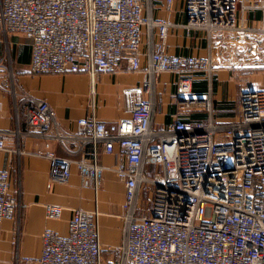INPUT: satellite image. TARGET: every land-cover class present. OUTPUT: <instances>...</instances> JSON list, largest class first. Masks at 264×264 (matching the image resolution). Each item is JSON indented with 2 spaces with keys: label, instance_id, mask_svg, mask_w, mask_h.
I'll return each mask as SVG.
<instances>
[{
  "label": "built area",
  "instance_id": "obj_1",
  "mask_svg": "<svg viewBox=\"0 0 264 264\" xmlns=\"http://www.w3.org/2000/svg\"><path fill=\"white\" fill-rule=\"evenodd\" d=\"M163 1L171 13L175 0ZM142 2L0 0V30L30 43V74H85L93 95L101 75L120 69L143 74L138 86L122 90L128 117L107 123L92 114L77 121L74 133L57 124L46 101L21 93L30 106L25 131L15 133L19 143L44 139L50 180L68 182L75 167L81 185L96 196L105 172L100 154L116 157L113 171L125 186V241L115 248L121 264H264V86L241 91L236 119L223 124L214 118L211 84L221 68L264 72V20L250 26L238 0H184V28L205 35L207 54L183 56L167 51L170 18L145 16ZM164 72L176 77V114L167 128L156 130V84ZM200 73L210 81L201 97L193 92ZM12 94L17 96L15 89ZM52 140L69 153L67 143L80 140V157H58ZM5 150L0 138V151ZM150 166L154 172L148 175ZM11 180L10 171L0 169V226L15 217L20 203L11 195ZM147 193L149 205L141 203ZM44 210L48 220L64 212L55 204ZM100 215L97 206L73 210L68 234L46 229L41 256L24 261L113 264L105 260L109 250L100 240Z\"/></svg>",
  "mask_w": 264,
  "mask_h": 264
},
{
  "label": "crops",
  "instance_id": "obj_2",
  "mask_svg": "<svg viewBox=\"0 0 264 264\" xmlns=\"http://www.w3.org/2000/svg\"><path fill=\"white\" fill-rule=\"evenodd\" d=\"M263 0H238L241 17L252 27H258L264 20L261 4ZM144 15L154 19L170 18L173 26L169 29L166 41L170 54L183 56H205L207 42L200 31L184 28L187 17L184 0H175L173 11L168 13L163 0H143ZM243 11V12H242ZM154 40H158L157 31ZM142 50L149 51L148 33L143 29ZM31 48L29 41L20 34L4 33L0 30V138L5 139L6 149L0 151V169L8 170L12 176V197L16 195L14 184L20 186V203L14 218L7 219L0 226V264H37L27 263L25 258H39L42 252V234L46 229L67 235L73 210H93L96 206L101 212L100 240L109 250L105 256L106 262L121 264L120 256L115 248L125 241V186L113 171L116 157L100 154L99 163L105 168L102 187L95 196L91 189L81 185L78 170L73 167L72 176L66 183L52 182L49 176V161L43 154L44 139L26 138L19 140L17 130L26 129V115L30 103L21 98L16 101L12 91L22 92L32 98L46 101L55 111L57 124L68 132H76L77 121L95 115L101 122L114 123L128 117L122 96L124 88L138 86L143 74L132 73L120 69L113 74L101 75L97 78L94 95L91 92V79L85 74L67 75H32L29 72ZM147 58L142 60L143 66ZM12 70L13 78L8 71ZM261 72V71H260ZM235 70L219 69L213 76L211 84L214 91V101L223 113L220 119L223 124L236 119L238 110L232 111L235 98L227 88L231 75ZM247 72H239V89L241 91L257 88L263 83L262 78L256 83L247 82L244 85ZM261 77V76H258ZM176 77L171 73H161L156 84L157 103L154 114V129L163 130L172 122L176 114L173 96L177 92ZM193 92L204 96L209 89L210 81L204 73L195 75ZM206 83L207 91H202ZM226 90V91H225ZM225 91V92H224ZM237 95V96H238ZM239 104V96H238ZM206 116L193 114L194 117ZM207 118V117H206ZM205 118V119H206ZM227 121V122H226ZM56 155L60 158L77 160L82 142L69 141L67 152L61 144L52 140L49 142ZM86 146L85 149H89ZM20 150L21 153L16 151ZM154 172L152 166L147 168V174ZM97 197V198H96ZM55 204L64 208L63 215L57 220H48L44 205ZM18 219V221H17Z\"/></svg>",
  "mask_w": 264,
  "mask_h": 264
},
{
  "label": "rangeland",
  "instance_id": "obj_3",
  "mask_svg": "<svg viewBox=\"0 0 264 264\" xmlns=\"http://www.w3.org/2000/svg\"><path fill=\"white\" fill-rule=\"evenodd\" d=\"M264 1V0H263ZM261 6L263 7L264 6V4L262 3L261 4ZM263 11H264V9H262ZM11 72H12V70H10L9 69V71H8V74L10 75V77H11ZM239 72L240 71H237V70H235V73H234V75H231V80L232 81H228V84H227V88L229 89V92H230V95L233 97V98H235V101H234V105H233V109H234V111H232V112H230V113H234L233 115H235V113L237 112V110H238V96L240 95H238V89H239V80L241 79H239ZM243 76H245V81H244V85H245V87L247 88V82L249 83L250 81L251 82H254L255 81V83H256V80L257 79H261L262 78V80H263V83L262 84H259V87H263L264 86V72L263 71H261L260 72V70H255V71H247V73L245 74V75H243ZM258 76H261V77H258ZM226 91V90H225ZM224 91V92H225ZM23 93V92H22ZM213 95H214V91H213ZM238 95V96H237ZM18 96H19V99L21 98V96H20V93L19 94H17V96H15L16 98H14L16 101L18 100ZM214 98H215V100H216V97H215V95H214ZM223 112L221 111V110H219V108H218V106L216 105V101H214V118L216 119V121H218L219 123H221V122H225V119H220L221 117V114H222ZM227 122V121H226ZM11 179H12V176H11ZM12 181V180H11ZM14 187H15V189H16V195H15V197L17 198V200L20 202V186H18V185H16V183L14 184ZM94 194H95V192H94ZM96 196V195H95ZM141 200H142V204H145V205H149L150 203H151V198L148 196V193H147V195L145 196V194H143L142 195V197H141ZM99 212H100V210H99ZM100 214H101V212H100ZM16 216V215H15ZM101 216V215H100ZM17 221H18V219H17Z\"/></svg>",
  "mask_w": 264,
  "mask_h": 264
},
{
  "label": "trees",
  "instance_id": "obj_4",
  "mask_svg": "<svg viewBox=\"0 0 264 264\" xmlns=\"http://www.w3.org/2000/svg\"><path fill=\"white\" fill-rule=\"evenodd\" d=\"M201 74V73H200ZM196 80V79H195ZM195 80H194V83H195ZM202 91H207V86H206V83L202 84ZM206 116H202V117H194V119H205Z\"/></svg>",
  "mask_w": 264,
  "mask_h": 264
}]
</instances>
